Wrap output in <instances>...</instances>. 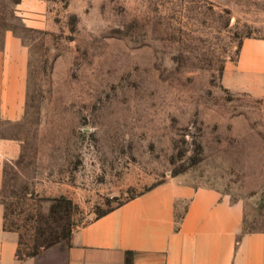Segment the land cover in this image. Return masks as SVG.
I'll return each mask as SVG.
<instances>
[{
    "label": "rangeland",
    "instance_id": "obj_1",
    "mask_svg": "<svg viewBox=\"0 0 264 264\" xmlns=\"http://www.w3.org/2000/svg\"><path fill=\"white\" fill-rule=\"evenodd\" d=\"M29 50L0 201L18 259L166 182L213 188L264 229V98L227 85L264 0H0ZM66 199V200H62Z\"/></svg>",
    "mask_w": 264,
    "mask_h": 264
},
{
    "label": "crops",
    "instance_id": "obj_2",
    "mask_svg": "<svg viewBox=\"0 0 264 264\" xmlns=\"http://www.w3.org/2000/svg\"><path fill=\"white\" fill-rule=\"evenodd\" d=\"M227 85L264 98V40H246ZM29 50L8 33L0 50V130L26 114ZM22 141L0 136V184L5 162ZM245 204L213 188L166 182L76 228L65 246L18 259L15 233L0 203V264H264V229L246 230Z\"/></svg>",
    "mask_w": 264,
    "mask_h": 264
},
{
    "label": "trees",
    "instance_id": "obj_3",
    "mask_svg": "<svg viewBox=\"0 0 264 264\" xmlns=\"http://www.w3.org/2000/svg\"><path fill=\"white\" fill-rule=\"evenodd\" d=\"M62 200H66V199H62ZM0 203H2V204L5 206V219H6L7 206H6V204H5L4 202H1V201H0Z\"/></svg>",
    "mask_w": 264,
    "mask_h": 264
}]
</instances>
